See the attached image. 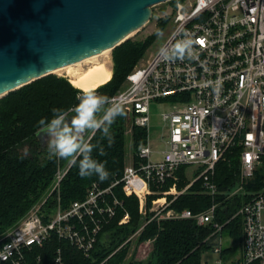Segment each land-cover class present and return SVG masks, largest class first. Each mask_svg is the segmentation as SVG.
<instances>
[{"label":"built area","instance_id":"2783aa9c","mask_svg":"<svg viewBox=\"0 0 264 264\" xmlns=\"http://www.w3.org/2000/svg\"><path fill=\"white\" fill-rule=\"evenodd\" d=\"M174 8L173 28L163 45L187 31L196 41L197 57L168 63L157 51L111 97L125 106L134 124L147 129L146 144L135 151L121 179L107 188L92 183L85 199L68 208L60 203V184L68 168L59 166L52 187L58 193L57 207L47 210L45 198L1 235L0 264H43L41 257L31 260L28 252L43 246L54 234L89 257L100 233L122 208L114 192L121 182L127 194L138 197L143 213H147L143 204L150 195H162L153 200L160 209H153L154 215L137 233L154 219L212 224L214 231L208 240L214 241L212 250L222 256L218 264H225V224L217 221V211L224 199L245 194L248 200L234 215L243 223L241 255L228 264H264V187L246 190L248 180L264 162V0H177ZM154 101L171 104V110L162 116L167 128L165 147L156 151L149 139ZM236 149L240 150L239 188L235 193H223L215 179L217 166ZM153 155L157 157L153 159ZM185 166H197L199 171L191 178L185 176L189 182L179 189L180 170ZM198 181L200 191L212 198L211 205L199 213L172 208L171 203ZM169 195H173L171 201ZM130 217L127 212L119 224L128 223ZM63 263L59 249L48 264Z\"/></svg>","mask_w":264,"mask_h":264},{"label":"trees","instance_id":"16d2710c","mask_svg":"<svg viewBox=\"0 0 264 264\" xmlns=\"http://www.w3.org/2000/svg\"><path fill=\"white\" fill-rule=\"evenodd\" d=\"M167 23L162 20L161 25ZM156 36H148L145 40L128 39L114 48V69L112 79L97 88V92L110 98L123 86L128 75L134 70L140 57L154 42ZM83 90L75 87L68 77L50 74L33 81L0 99V236L11 229L51 190L59 166L68 168L60 184V203L68 208L74 201L83 200L88 188L98 182L103 188L112 185L123 177L126 168V125L128 113L117 117L111 126L114 142L109 147L101 133L93 138V143L100 142L105 155L93 151V158L105 163L109 178L101 182L98 177L81 178L78 167L57 158L49 159L47 146H43L38 138V121L51 118L54 108L67 109L78 103L77 96ZM126 111V110H125ZM148 132L146 128L134 124L133 142L136 150L146 144ZM239 149L229 154L226 161L217 166L216 182L224 193L237 183L239 177ZM264 160V157H263ZM183 180L179 187L185 186V170L181 168ZM201 181L196 182L185 194L179 196L171 205L176 210L190 209L199 213L207 209L212 198L201 193ZM264 187V166L255 178V182L247 190H258ZM199 190V191H198ZM117 197L122 201L115 220L110 221L100 233L91 255L87 257L82 250L57 235L47 240L43 246L34 247L28 252L30 259L41 257L43 264H48L61 249L63 264H124L131 245L132 236L150 219H143L139 212V199L136 195H127L123 182L114 188ZM223 199V194L220 195ZM220 199V200H221ZM248 196H236L224 199L217 211V221L225 224L224 231L235 240H240L243 223L237 213ZM58 193L49 197L45 207L53 211L57 207ZM130 214L128 223L120 225L119 221ZM212 224L200 225L193 219H154L149 222L137 243L141 244L154 239L153 257L147 262L133 264H203V252L211 250ZM226 250V249H225ZM252 264H259L257 262Z\"/></svg>","mask_w":264,"mask_h":264},{"label":"water","instance_id":"95a60500","mask_svg":"<svg viewBox=\"0 0 264 264\" xmlns=\"http://www.w3.org/2000/svg\"><path fill=\"white\" fill-rule=\"evenodd\" d=\"M167 1L0 0V94L114 49Z\"/></svg>","mask_w":264,"mask_h":264},{"label":"clouds","instance_id":"9594fccd","mask_svg":"<svg viewBox=\"0 0 264 264\" xmlns=\"http://www.w3.org/2000/svg\"><path fill=\"white\" fill-rule=\"evenodd\" d=\"M162 36V33H157ZM195 39L187 32L179 34V38L161 46L158 55L168 63L184 60H194L197 57ZM78 103L67 109L54 108L51 118L38 121V131L47 138L48 158L67 161L78 167L81 178L93 176L103 182L110 173L105 163L93 158V151L103 156L105 151L99 141L93 143V138L99 132L101 139L106 138L109 147L114 142L111 126L117 117L126 115L125 106L107 95L96 90H83L77 96Z\"/></svg>","mask_w":264,"mask_h":264},{"label":"rangeland","instance_id":"374dc122","mask_svg":"<svg viewBox=\"0 0 264 264\" xmlns=\"http://www.w3.org/2000/svg\"><path fill=\"white\" fill-rule=\"evenodd\" d=\"M176 2H177V0H172V1L160 3L156 6H154L151 20L145 26H143L142 28H140L139 30L134 32L128 38L131 40H145L148 36H151V35L156 36L154 42L149 46L147 51L138 60L135 68L137 66H141L142 64L146 63V61H148L159 50V48L165 42L167 36L169 35V33L171 32V30L173 28L171 20L173 18L174 9H175L174 7H175ZM164 19L167 20V23H165L164 25H161V22ZM158 32L162 33V36H158L157 35ZM113 53H114V49L109 51L107 55L101 54L98 56L97 61H105V62L108 61L107 63L108 64L110 63L109 66L113 70L114 69ZM54 74L57 76H61V77L62 76L67 77L64 72H58V73H54ZM126 85H127V79L120 89L126 87ZM95 90H97V89H95ZM170 110H171V104L169 102H166V101H154L151 105V114H150V120L151 121H150V125H149V139H150V144L155 151L160 150V149L165 147V140L163 139V136L166 135L167 128L164 125V121H163L162 116L165 112L170 111ZM133 127H134V123H133L132 119L130 117H128L127 125H126V128H127L126 129V136H127L126 166L131 163L133 155L136 151V149L134 147V142H133ZM44 143H45V146H47V143L46 142H44ZM156 157H157V155L152 156L153 159H155ZM263 166H264V162H263L262 166L256 171L254 177H252L248 180V183L246 185L247 187L250 184H253L255 182L256 175H257L258 171L261 168H263ZM61 167L63 169H66L65 166H61ZM183 168L185 170V176L187 178L188 177L191 178V176L193 175V172L198 170L197 166H185ZM180 177L181 178H180L179 184L183 180L181 175H180ZM186 177H185V181H186L185 186L189 182ZM239 179H240V177H238L237 183L235 185H233L231 189L227 190L226 193H235L234 191H236L239 188V184H238ZM179 184H178V187H179ZM185 186L179 187V189H182ZM242 191H244V190H242ZM247 191H249V190H247ZM55 192L56 191H54L53 188H51V190L49 191V193L46 195L45 198L48 199L52 195H55ZM201 193H203V192L201 191ZM127 195H135V194H127ZM239 195L245 197V194H235L233 197H236ZM160 196H162V195L161 194H153V195H150L148 197L146 203L143 204V206H144L143 208L145 210H147V213L142 212V207H141V204L139 201V212L142 215L144 220L146 218L154 215L153 209H156V210L160 209L159 202L156 204H154V202H153L154 199H158ZM172 198H173V195H169V201H171ZM171 205H172V203H171ZM142 232H143V230L137 234L135 233L136 234L135 236L134 235L132 236L133 240H132L131 249H130L129 255H128L126 261L124 262V264H133L132 261L134 263L136 261L147 262L150 259H152V257H153L152 256L153 255V243L152 242H150V243L143 242V243L139 244L136 241V240H138V238ZM226 233H227L226 231H224V233H223L224 238H225L224 239L225 240L224 241L225 247H224L223 258H224V263L228 264L230 261H233L236 257L241 255L243 233H242V238L239 241L235 240L231 235L226 234ZM202 256H203V261L208 262L210 264H218V262L222 259L221 254L216 252V251H213L212 249L211 250H205L203 252Z\"/></svg>","mask_w":264,"mask_h":264},{"label":"bare ground","instance_id":"6f19581e","mask_svg":"<svg viewBox=\"0 0 264 264\" xmlns=\"http://www.w3.org/2000/svg\"><path fill=\"white\" fill-rule=\"evenodd\" d=\"M109 51L111 50H106L87 59L60 67L54 73L64 72L71 83L81 90H95L112 79L113 70L109 66L110 63L108 64V61H97L99 55H107ZM5 94L6 92L1 93L0 98Z\"/></svg>","mask_w":264,"mask_h":264},{"label":"crops","instance_id":"0c3cea01","mask_svg":"<svg viewBox=\"0 0 264 264\" xmlns=\"http://www.w3.org/2000/svg\"><path fill=\"white\" fill-rule=\"evenodd\" d=\"M132 161H133V158H132V160H131V163H132ZM131 163H130V164H131ZM128 165H129V164H128Z\"/></svg>","mask_w":264,"mask_h":264}]
</instances>
